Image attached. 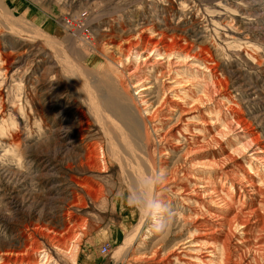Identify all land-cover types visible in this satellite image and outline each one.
<instances>
[{
	"label": "rangeland",
	"instance_id": "obj_1",
	"mask_svg": "<svg viewBox=\"0 0 264 264\" xmlns=\"http://www.w3.org/2000/svg\"><path fill=\"white\" fill-rule=\"evenodd\" d=\"M56 49L68 70L50 75ZM17 50L24 76L0 78V264H264V0H0V64ZM96 76L148 120L163 209L143 220L117 162L78 164L90 132L69 149L78 123L58 131ZM71 179L86 184L77 207ZM69 211L74 238L58 232Z\"/></svg>",
	"mask_w": 264,
	"mask_h": 264
},
{
	"label": "bare ground",
	"instance_id": "obj_2",
	"mask_svg": "<svg viewBox=\"0 0 264 264\" xmlns=\"http://www.w3.org/2000/svg\"><path fill=\"white\" fill-rule=\"evenodd\" d=\"M45 41L47 42V40ZM45 41L43 40L44 43ZM43 46L45 47V45ZM44 47H43V55L46 54V49ZM51 47L52 46H50V49ZM27 49L26 52H28ZM21 52L22 51L17 50L15 52H7L6 54H4V59L1 60V64H0V78H2V85L6 82L7 76H10L11 80L13 78H18V77L21 78L24 76V71L26 66L19 65L23 61V56ZM59 54L60 51H57L56 49V53L54 51L52 53V56H50L51 60L47 61L46 57L43 58V62L48 64L47 66L50 67L49 70L50 75L55 70V65H57L56 62L63 64L64 66L63 68L65 70H68L66 65L62 62V59L58 57ZM25 76L28 78L30 74H26ZM96 79H98L97 76L93 78L91 87L89 86L90 88L88 91L83 90L85 87L83 88L79 84H78L79 86L74 88L75 92L80 97L83 106L82 108L78 106H77L78 108H71L65 106L63 110L73 109V114L72 116H68L67 118L59 119L60 122H59L58 131H60L61 135H63V133L66 134L68 133V130L70 131L71 129L76 128L75 123L76 122L78 123V129L79 131L81 130V133H77L73 138L69 140L72 143H74L71 144L69 149L83 143L84 141L83 133H82L83 129H86L87 132H90V137L88 138L90 142L87 143L88 145L86 144L87 148L84 149V151L80 155H78V164L82 167H92L96 171L102 173V171L108 168L106 162V154L108 155L107 158L108 160L117 162L120 169L119 171L125 174L128 184H130L129 186H131L132 188V189L129 188L131 190V193L135 192L137 198L139 199L136 205L137 208L139 209V214H138L139 218L143 220L148 215L151 207L155 206V208L158 209V212H160L163 209V201L161 200V198H157V195H160L161 190L160 189L158 190V188H157L158 191L153 190V185L152 183H150V181L152 180L151 178L155 173L156 165L154 164V157L151 155L149 129L147 126L148 120L144 117L145 116L144 113L142 114L141 111L135 108L134 103L130 101L129 99L130 96L129 94H127L122 84L116 85L114 83H111L110 85L105 87L102 83L99 82L96 83ZM55 80H57V78L56 76H53L51 78V81L56 82ZM107 88H112V89H107ZM86 92L88 93V95ZM87 96L89 97V99L87 98ZM119 100L123 101L124 104L119 103ZM90 119L92 120L94 125L92 127V130L88 129L89 125H91L89 124ZM93 129H95L98 133ZM78 136H80V138ZM102 137H104L107 140V141L105 140L106 147L104 146ZM60 146L65 147L64 145L61 144ZM139 157L145 161V170L149 172V175L143 176L141 175V173L136 171L140 167L141 161ZM70 182H72L76 186L73 192L74 195L72 194L73 196L76 197V200H73L72 204H74V207H77L79 200L80 199L82 200V196H83L80 195V192L83 191L84 194H87L86 190L84 189L86 184L72 179L70 180ZM129 203H131V201ZM130 205L132 208L134 207L132 206V204ZM131 212H133L132 209ZM70 214H71L70 211L67 212L66 216L68 217L61 219L62 222L61 225L63 228L60 225L61 228L60 229L58 228V232L60 234L63 229L70 230V232L72 233L71 235H73L72 238H74L76 234L74 235L73 233H76L74 231L75 228L77 227V223H73V225L71 226L67 225V219L70 218ZM170 215L171 218L178 217L179 219V217H182V212L174 211ZM73 221H75V218L73 219ZM80 224L81 221L78 223V225ZM138 224L140 226L141 222H139ZM197 226L198 228L204 227L207 230L216 229L213 227H205L204 223H198ZM217 230L219 229L217 228ZM53 235L56 238L58 234L57 235L53 234ZM227 237L228 235H226L225 238ZM48 238L49 237L47 235L46 239ZM70 238H71L70 235H66L64 238L61 239L57 238L56 245L55 244L52 245L50 244V245L51 246L55 245L57 247V250L58 249L65 251L70 250L71 249L69 248V246H71ZM52 240L53 238H51V240H48V242ZM129 242L130 243L127 247L128 252L131 251L132 247L139 248L142 247L143 244L141 242V244L138 245L135 241L134 235L129 237ZM74 250L75 247L70 251L69 254H67L73 262L76 256L75 254L76 251ZM128 252H126L124 255H126ZM180 257L186 259L185 256H180ZM43 259H44L43 264H48V262L52 260L51 256H49L47 253L43 254ZM219 260L220 261L230 260V256H225V257L221 256ZM14 261L16 262L19 261L22 264L23 263L39 264L38 262L31 263L29 261L19 260L17 258ZM191 261H194V259H191ZM191 261L188 262L190 263ZM55 264H60V263L55 260Z\"/></svg>",
	"mask_w": 264,
	"mask_h": 264
},
{
	"label": "built area",
	"instance_id": "obj_3",
	"mask_svg": "<svg viewBox=\"0 0 264 264\" xmlns=\"http://www.w3.org/2000/svg\"><path fill=\"white\" fill-rule=\"evenodd\" d=\"M108 249L106 248V246H104L103 247V252L106 254V253H108V251H107Z\"/></svg>",
	"mask_w": 264,
	"mask_h": 264
}]
</instances>
